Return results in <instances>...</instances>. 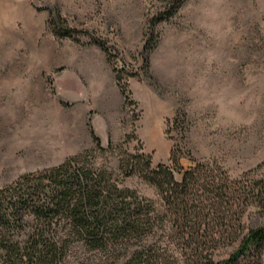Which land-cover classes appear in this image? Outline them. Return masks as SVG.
Instances as JSON below:
<instances>
[{"label": "rangeland", "instance_id": "1", "mask_svg": "<svg viewBox=\"0 0 264 264\" xmlns=\"http://www.w3.org/2000/svg\"><path fill=\"white\" fill-rule=\"evenodd\" d=\"M85 150L158 208L157 188L125 177L121 158L144 153L177 180L221 166L263 191L241 206L238 234L262 225L264 0H0V186ZM239 244L204 254L227 259ZM189 246L175 226L108 251L76 243L65 264H125L137 250L144 264H191ZM254 258L241 264H264V251Z\"/></svg>", "mask_w": 264, "mask_h": 264}, {"label": "trees", "instance_id": "2", "mask_svg": "<svg viewBox=\"0 0 264 264\" xmlns=\"http://www.w3.org/2000/svg\"><path fill=\"white\" fill-rule=\"evenodd\" d=\"M95 141L105 152L98 136ZM93 153L85 150L0 186V264H65L76 243L108 251L121 240L175 226L190 243L191 264H241L248 255L260 258L264 223L239 235L234 221L242 222L237 217L241 206L263 191L239 185L212 163L200 162L177 180L171 167L153 168L151 156L144 153L121 158L125 177L138 175L157 188L162 201L158 208L153 199L123 186L113 170L97 166ZM237 239L239 247L227 259L204 254L203 246L210 242ZM143 257L137 250L125 264H144Z\"/></svg>", "mask_w": 264, "mask_h": 264}]
</instances>
